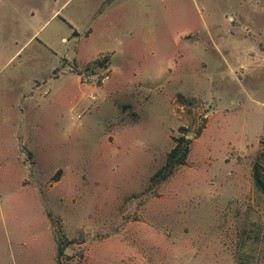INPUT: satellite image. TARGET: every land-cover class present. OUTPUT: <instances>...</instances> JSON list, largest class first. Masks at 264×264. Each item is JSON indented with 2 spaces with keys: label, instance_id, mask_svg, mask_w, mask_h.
<instances>
[{
  "label": "rangeland",
  "instance_id": "rangeland-1",
  "mask_svg": "<svg viewBox=\"0 0 264 264\" xmlns=\"http://www.w3.org/2000/svg\"><path fill=\"white\" fill-rule=\"evenodd\" d=\"M64 1L0 11V264H264V0Z\"/></svg>",
  "mask_w": 264,
  "mask_h": 264
},
{
  "label": "trees",
  "instance_id": "trees-1",
  "mask_svg": "<svg viewBox=\"0 0 264 264\" xmlns=\"http://www.w3.org/2000/svg\"><path fill=\"white\" fill-rule=\"evenodd\" d=\"M107 61V58L98 60L96 62V65L98 67H103V64ZM177 101H183V98L181 96H178ZM178 132L180 133L179 136L172 137L173 147L166 154L163 166L156 170L149 180L150 183L154 186L159 185L160 183L170 178L176 169L186 164L190 146L193 143V138L189 136V132L183 127H179ZM199 133L200 130H197L196 135H199ZM59 174L60 171L55 173L53 177L54 182L58 181ZM251 177L254 189L264 198V151L260 150L258 152L256 161L252 166ZM48 217L51 221L53 220L50 213L48 214ZM72 242L73 241H68V243ZM66 243V241L58 238L56 260L62 253L63 244Z\"/></svg>",
  "mask_w": 264,
  "mask_h": 264
},
{
  "label": "crops",
  "instance_id": "crops-1",
  "mask_svg": "<svg viewBox=\"0 0 264 264\" xmlns=\"http://www.w3.org/2000/svg\"><path fill=\"white\" fill-rule=\"evenodd\" d=\"M50 1L51 0H1L0 1V11L5 15H22L25 12H27L30 14V17H31L29 24H31V25L34 24L36 26H39V24H41L43 21H41V18L35 17L34 12L39 13L41 11H45V13H49V18L43 23V24H46L50 19L55 17L56 13L59 12L60 9L67 2V1H64L57 9H55V7L49 8L48 2H50ZM54 1H56V0H54ZM88 1H90V0H84V2L87 5V10L89 11L88 16L90 17V18H86L87 21L91 20V19L96 20V19L101 18L102 16L105 15L102 10H100L98 12L95 9H93L91 11L90 5H89V3H87ZM115 2H116V0H104L103 1V3L109 4V6H111V5L114 6ZM78 9H79V6H77L76 9L69 11L68 14L64 15L63 16V18L65 19L64 22L73 24L74 21H73L71 15L78 13ZM61 13H62V11L60 12V14ZM34 28H36L35 30H37L38 27H34ZM33 30L34 29L31 27L30 30L25 34L28 41L32 40L38 32V31H33ZM93 31H94V29H92L91 32H93ZM124 32L127 33L125 36H130V37L134 36L132 30L128 29V30H125ZM42 40L44 43L49 44L52 40V34H50V33L45 34L42 37Z\"/></svg>",
  "mask_w": 264,
  "mask_h": 264
},
{
  "label": "built area",
  "instance_id": "built-area-1",
  "mask_svg": "<svg viewBox=\"0 0 264 264\" xmlns=\"http://www.w3.org/2000/svg\"><path fill=\"white\" fill-rule=\"evenodd\" d=\"M106 62L103 64V67L95 66L87 72L85 82L99 85L102 84L108 78V70L106 67Z\"/></svg>",
  "mask_w": 264,
  "mask_h": 264
}]
</instances>
